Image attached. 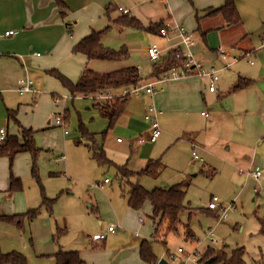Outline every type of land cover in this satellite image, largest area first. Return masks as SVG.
Listing matches in <instances>:
<instances>
[{"label": "crops", "instance_id": "0c3cea01", "mask_svg": "<svg viewBox=\"0 0 264 264\" xmlns=\"http://www.w3.org/2000/svg\"><path fill=\"white\" fill-rule=\"evenodd\" d=\"M159 1L169 4V0L168 2L163 0H0V96L7 109V127H3L6 129L7 134H18L20 132V127L9 118V111L16 110V116L21 124L35 130V138L38 126L32 121V117L39 115L38 110L41 107V103L50 101L54 105L55 103L51 97L54 99L55 95L64 92L61 87L62 83L50 74L51 70L58 69L75 82L80 78L85 68L108 72L116 70L117 66L118 68H123L129 65H137L142 77L146 76L142 79V84L147 79L148 81L152 80L154 78L152 77V72L155 63H152L150 67L146 65L148 61L150 62L147 52L148 47L153 43H157L163 62L175 45L173 46L168 38L160 36L158 32H148L130 27L124 28L117 23L110 22V20L126 14L123 11L126 9L128 10L127 14L136 16L145 25L160 21L164 22L168 18L163 17L162 14L164 12L159 7ZM224 2L225 0L196 1L197 7L200 9L195 8L194 10L191 8L192 12H190V8L187 9L184 3L179 1L180 6L185 11L189 10L190 13L187 17L191 16L192 13L194 14L195 20L192 30L196 31L198 35L197 41L195 40L196 44L193 46L195 56L205 68L218 69V74L222 70L231 69L234 59L237 58L235 55H238L241 59L249 52L255 51L252 34L245 28L246 20L241 15L243 10L239 6L238 0H236V3L242 17L241 22L230 24L227 23L221 14L212 13L215 9L223 6ZM108 8L112 10L110 17L106 14ZM179 19L183 22V25L185 23L187 27L191 26L184 17ZM110 23L114 26L111 33L116 30L121 35L129 33V35L136 37H141L140 33H147L150 43L139 46V49L144 53L143 57H145V60L142 57H138L137 54L132 55L131 53L130 57L134 56L133 60L130 58L123 59L120 60L121 62L118 65L107 64L108 62L100 64L92 62L95 59H89L85 54L73 52L74 46L82 38L90 34L92 30H101ZM9 30H14L15 34L6 35ZM111 33L104 36L103 42L107 46L117 48V46L111 45L109 36ZM116 40L119 41L120 39ZM218 43H220L219 46L230 49L234 56L231 57L228 51L229 55L224 58L218 48L211 47ZM119 44H121V47L127 46L130 53L131 46L128 45L130 43L126 44L124 40H120ZM259 55L262 62L255 68V71L258 75L263 76L264 54L261 53ZM124 61L125 63H122ZM228 61H230L229 63L232 62V64L228 65ZM237 70L238 72L233 74L229 83L224 84V89L220 91V94H217L219 87L216 88V91L209 89L207 77H187L168 81L163 83L161 88L159 86L160 89L154 94H148L144 89L141 90L136 94L134 100L130 97L126 110L112 127H109L108 119L101 115L108 121V129L103 134L101 144L96 143L95 136L92 143H95L106 158L112 162L106 165L128 166L131 170L140 171L148 161L161 159L162 170L159 175L162 174L165 168L176 166L182 171L179 176H168L169 180L172 179L173 181L171 180V182H174L172 185L187 181L188 173L194 170V163L190 160L187 162L184 160L188 155L190 158L192 156L190 152L199 147L205 153L213 151L211 142L208 139L204 140L201 136L205 135L208 138L211 135L213 119H216L215 114L218 116L220 115L219 111H224L222 109L217 110L216 107L209 103L207 93L217 94L220 99H224L227 93L235 90L233 94L237 95L253 83V79L241 74V68ZM23 78L32 79L39 93L27 92L21 94L18 89ZM240 80H250L251 83L241 89H235ZM125 90L117 89L112 91L111 95L120 96ZM66 93L69 95H66L68 98L70 96L73 99L83 97L91 100V102L87 101L85 104L87 106L92 105L100 113L97 107L99 100L92 97V95L73 96L67 89ZM16 95L27 97L20 101L11 100L9 97ZM61 98L59 97L58 99ZM152 102L157 105L159 110L163 131L157 141L146 140L141 142L140 138L142 136L147 137L150 131V127L144 122V119L148 104ZM54 106L58 107L57 104ZM241 108L244 107L242 106ZM202 112H208L210 115H203ZM193 113H200L205 118V122L193 126L191 117ZM0 116H6L5 112L0 111ZM58 116L60 115L54 117L55 124ZM64 119L65 123L62 126L66 125L67 118L65 115ZM51 122L52 119L49 118L47 125H51ZM10 124L13 125L12 130L9 128ZM65 134H67L66 130ZM121 134L125 137L119 140ZM89 145L87 144L88 147ZM89 149L93 154L92 149L90 147ZM8 161L10 162L8 157H0V246L4 252L17 250L25 255L27 254L25 250L27 245L26 233H16L15 238H11L9 234L4 233L5 228L11 226L2 221L3 216L13 215L4 208V205L13 198L14 191L11 190L12 178L21 180L22 177L16 173V167L13 173L10 170L8 172ZM69 167V162L62 161L61 170L66 176L71 178ZM176 177L177 179H175ZM107 178L99 182L98 186H90L92 188L91 193L85 191V194L79 193V196L76 197L73 196L75 193L68 192L63 196V201L72 202L75 205V210L73 213L62 212L57 215L56 227L57 230H61L57 239L61 244L52 254L54 255L62 247L65 250L79 251L87 264H151L144 261L140 255L142 241L144 239L153 241L152 233L155 230V223L151 217V205H149L150 210L146 208V210L151 212L149 215L151 219L147 221L146 218L142 217V209L131 208L128 204V198L115 194L112 180L106 182ZM189 184L188 182L185 186L186 190ZM17 185L20 184L17 182ZM119 185L122 187L121 180H119ZM158 186L170 187L165 185ZM109 191L112 193L111 197L108 194ZM48 198L52 199L53 197ZM15 211L17 213L14 214L26 212ZM87 213H92L96 224H99V226L96 225L93 228L92 235L90 234L91 227L89 225L85 226L81 219L84 216H89ZM79 217V222L72 229L73 223ZM110 225L118 227L116 232H112L114 234L108 232ZM71 229V235L74 239L69 235ZM100 233H106V238L94 241L92 239L93 236ZM29 235H31V232H29ZM127 237H131V239L128 240ZM186 240L194 244V247L200 246L204 250L209 246L199 243L201 240L196 235L194 239ZM53 255L49 260L44 259L39 262L41 264H55L56 260ZM27 256L31 262H37L35 257H32L29 253Z\"/></svg>", "mask_w": 264, "mask_h": 264}, {"label": "rangeland", "instance_id": "374dc122", "mask_svg": "<svg viewBox=\"0 0 264 264\" xmlns=\"http://www.w3.org/2000/svg\"><path fill=\"white\" fill-rule=\"evenodd\" d=\"M179 1L183 2L186 8H190V12H192L191 8L194 10L198 8L196 1L200 0H169L168 5L159 1V7L164 12L163 17L168 18L164 23L183 25L179 18L184 17L191 26L187 27L185 23L183 26L196 40L198 35L196 31L192 30L195 20L194 14L192 13L191 16L187 17L190 12L189 10L185 11L180 6ZM238 3L243 10L241 15L246 20L245 28L252 34L255 51L249 52L241 59L235 55L237 60L233 61L231 69L222 70L219 73L220 81L217 86L219 92L217 94L223 91L224 84L229 83L233 74L238 72V68H241L243 76L253 79V83L237 95L233 94L235 90L230 92L231 94L225 91L227 95L224 99H220L217 94L207 93L209 103L217 110L222 109L224 111H219L220 115L218 116L215 114L216 119H213L211 135L208 138L205 135L201 136L204 140L208 139L211 142L213 151L205 153L199 147L195 149V152L201 160L193 159L194 150L190 152L192 156L189 158L188 155L184 160L185 162L190 160L194 163V170L188 173L186 179L190 183L185 200L188 207L180 213V219L182 224L190 225L203 245L210 244L209 240L205 238V231L212 228L218 240V243L214 245L215 248L224 247L227 252H230L237 246H243L246 251L244 256L246 264H264V236L260 232L259 225V218L264 217V75H258L255 71V68L262 62L259 54H264V0H238ZM112 27L114 26L112 25ZM112 31L111 28L107 34ZM140 34L141 37L132 36L129 33L121 35L115 30L109 36L111 45L120 48L119 41L124 40L126 44L130 43L128 44L131 46L130 54H137L138 57L145 60L144 53L139 49V46L146 45L149 38L145 32ZM116 39L120 40L117 41ZM169 40L174 46L180 41V38L175 37ZM219 45L220 43L211 47L217 49ZM226 50L230 52L231 57L234 56L230 49L226 48ZM129 58L133 60L134 56ZM195 58L197 59L196 56ZM92 62L100 64L108 62L107 64L118 65L121 61L95 59ZM152 63L150 60L146 65L150 67ZM116 69L120 68L117 66ZM145 77L143 76V78ZM146 82L148 79L143 84ZM61 87L64 92L55 95L54 99L51 97L58 107H55V104L52 105L50 101L43 102L38 110L39 115L32 117V121L38 126L35 141L40 148L36 159L40 179L33 175L34 158L30 152L17 154L13 164L11 165L8 161L7 165L8 172L10 170L13 173L16 167V173L22 176V189L14 191L13 198L4 205L6 211L14 214L17 213L15 210L23 212L34 208L39 209L36 217L33 219L26 217L22 224L2 220L11 226L5 228L4 232L9 234L11 238H15L16 233H26L27 245L25 250L37 261L31 262L25 254L28 264H41L39 261L49 260L53 255L52 253L61 244L54 236L57 231V215L62 212L73 213L75 210V205L72 202L63 201L62 198L65 194L68 192L75 193L73 196L78 197L79 193L85 191L91 193L92 188L90 186H98L97 184L107 177V179L112 180L116 195L127 198L129 191L128 185L122 187L119 185V179L116 178V165L100 163L93 157L87 146V144L92 143V139L88 137L90 134L95 136L96 143H102L103 134L108 129V121L92 105L87 106L85 104L91 100L83 97L73 99L70 96L68 98L69 95H67L62 84ZM155 88L158 90L159 86ZM58 96L62 98L58 99ZM135 96V93L131 94L132 100ZM9 97L11 100L20 101L27 96ZM242 106L244 108H241ZM208 109L210 110L209 107ZM0 111L6 114L4 117L0 116V128L7 127V109L1 96ZM55 112H57L56 115H65L67 118L65 126L54 123ZM191 117L193 126L205 122V118L200 113H193ZM38 118L39 120H37ZM49 118L52 119V122L48 126L47 120ZM158 120L162 130L160 115ZM144 122L147 123L145 119ZM147 125L149 124L147 123ZM12 127L13 125L10 124V130ZM65 130L67 134H65ZM122 137L125 136L121 134L120 138ZM62 161L69 162L71 178L61 170ZM255 169L261 171L258 180L250 174ZM181 171L176 166H172L165 168L158 177L144 174L140 178V183L147 189H153L158 185L170 186L174 182H171L172 179L169 180L168 176H179ZM109 185L111 186V184ZM43 193L48 197L56 198L52 212L43 203ZM108 194L111 197L110 191ZM91 195L95 198L93 194ZM213 196H216L221 204V208L218 210L208 209ZM149 205L150 203L146 202L141 213L147 221L151 219L149 217L151 212L148 211L150 210ZM224 210L226 211L224 212ZM87 214L89 216H84L81 219L85 226L91 227L90 234L92 235L93 228L97 224L92 213ZM79 220L80 217L73 223L72 229ZM183 226L181 225L178 235L170 232L164 237V240L161 239L163 237L153 239L152 248L158 260L164 258L170 264H184L185 258L179 255L178 248L183 247L190 251L194 244L185 239ZM72 229L69 231V235L73 238ZM130 235L132 236L131 233ZM127 239L129 240L131 237H127ZM165 240L166 243L163 242ZM177 257H181L179 262L175 260Z\"/></svg>", "mask_w": 264, "mask_h": 264}, {"label": "trees", "instance_id": "16d2710c", "mask_svg": "<svg viewBox=\"0 0 264 264\" xmlns=\"http://www.w3.org/2000/svg\"><path fill=\"white\" fill-rule=\"evenodd\" d=\"M112 10L107 9V16L110 17ZM212 13L221 14L227 23L235 24L242 21L236 0H225L223 6L215 9ZM110 22L117 23L121 27H130L148 32H158L164 22H156L145 25L139 18L130 14H123L116 19H111ZM112 23L108 24L101 30H92L90 34L82 38L73 48L74 53L85 54L89 59L101 60H123L130 57L127 46L113 48L107 46L103 42L104 36L111 30ZM182 61L175 57V49L171 50L162 63L153 66L152 77H161L165 72L173 67L180 66ZM50 74L55 76L62 85L73 96L85 95L90 96L101 91L112 92L117 89H132L142 84V75L137 65H129L120 69L108 72H99L90 68H85L77 81H72L58 69L50 71ZM251 82L250 80H240L235 86V89H241ZM131 94L125 96H114L112 99L99 100L97 107L101 115L109 121V127H112L118 118L124 113ZM98 100V99H97ZM16 110L9 111V118L12 119L19 127L18 134H7L4 142L0 143V157L6 156L12 164L17 154L22 152H30L34 158V166L32 169L34 177L40 179L38 174L36 159L40 152V148L35 143V130L25 127L21 124L16 116ZM94 139V135L88 136ZM89 147L93 151V156L102 164L112 163L106 158L104 153L92 143ZM116 178L122 181V186L128 185V204L131 208L142 209L146 202H149L152 207L151 217L155 223V230L152 233L153 239L161 237L164 240L165 236L172 232L180 234V227L183 226L185 239H194L195 233L190 225L182 224L180 213L188 206L185 204L187 190L185 186L187 181L174 184L170 187H155L153 189L145 188L139 181V178L144 175L157 177L162 170L161 159H152L140 170H131L128 166H115ZM17 182L20 185H17ZM22 188L21 180L12 178L11 190L15 191ZM56 198H48L43 193V203L46 208L52 212ZM210 209V208H209ZM216 210V209H210ZM39 212L38 208L30 209L22 214H13L3 216L4 220L22 224L24 218L33 219ZM260 232L264 236V217L259 218ZM61 230H57L56 238L60 235ZM166 243V240L163 241ZM245 248L237 246L230 252H227L224 247L215 248L214 245H209L204 251L201 262L203 264H246ZM140 255L142 259L151 264H157L158 259L155 255L152 242L149 239H144L141 243ZM55 264H87L81 257L79 251L65 250L62 247L53 255ZM209 262V260H211ZM0 264H28L27 257L20 251L13 250L4 252L0 246Z\"/></svg>", "mask_w": 264, "mask_h": 264}, {"label": "built area", "instance_id": "2783aa9c", "mask_svg": "<svg viewBox=\"0 0 264 264\" xmlns=\"http://www.w3.org/2000/svg\"><path fill=\"white\" fill-rule=\"evenodd\" d=\"M164 2H168V0H163ZM122 9V8H121ZM123 10V9H122ZM125 13L128 12V10H123ZM15 34L14 30H9L6 32V35H12ZM158 34L165 38H180V41L175 44V57L177 59H180L182 61V64L177 67L171 68L169 71L165 72L161 77H155L152 80L146 82L145 84L138 85L132 89H126L120 96H125L127 94H137L141 90H145L146 92L150 94H154L157 89L156 86H160L165 82L172 81V80H178L181 78H187V77H207L209 80V89L211 91H216L217 88V82L219 81V74L218 69H207L204 67V65L195 58V54L193 51V46L195 45V40L193 35L185 28L183 25L178 24H169L164 23L163 26L160 27ZM218 50L221 52L222 56L225 58L229 55L228 50L224 48L223 46H219ZM148 56L149 59L155 63L158 64L162 62L161 54H160V48L157 43L151 44L148 49ZM237 58L234 59L236 61ZM231 63L228 62V65H231ZM159 88V89H160ZM18 91L21 94L27 93V92H33L38 94L39 90L34 86V82L30 78H23L20 81V87ZM95 99L98 100H106V99H112L114 96L111 95V92H99L97 94L92 95ZM203 115L209 116L210 114L208 112H202ZM159 116V110L157 108V105L152 102L145 113V121L149 124L150 131L148 133V136H142L140 138L141 142H144L146 140H150L152 142L156 141L160 135L162 134V130L159 124L158 120ZM65 119L64 116H58L56 118V124L57 125H64ZM7 138V132L5 128H0V143L4 142ZM119 140H122L121 138ZM193 155L195 159H201L198 154L193 151ZM250 174L256 178L259 179L261 175V171L259 169L252 170ZM106 182L109 181V179L105 180ZM210 209H220L221 204L218 201V198L216 196H213L211 198V201L209 203ZM226 210H224L225 212ZM118 230V227L115 225H110L108 228V232H116ZM205 238L209 240V245H215L218 243L217 238L215 237L214 229H209L206 232ZM107 236L106 233H100L93 236V240H102L105 239ZM199 243H202L201 241ZM179 255L181 257L185 258L184 264H202L201 257L204 253V250L200 246L194 247L192 250L187 251L183 247L178 248ZM181 257H177L175 260L179 262L181 260Z\"/></svg>", "mask_w": 264, "mask_h": 264}, {"label": "water", "instance_id": "95a60500", "mask_svg": "<svg viewBox=\"0 0 264 264\" xmlns=\"http://www.w3.org/2000/svg\"><path fill=\"white\" fill-rule=\"evenodd\" d=\"M212 261V259L211 260H209V262H211ZM158 264H170V262L167 260V259H160L159 261H158Z\"/></svg>", "mask_w": 264, "mask_h": 264}]
</instances>
